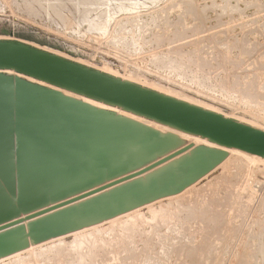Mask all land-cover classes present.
Instances as JSON below:
<instances>
[{
	"label": "rangeland",
	"instance_id": "rangeland-1",
	"mask_svg": "<svg viewBox=\"0 0 264 264\" xmlns=\"http://www.w3.org/2000/svg\"><path fill=\"white\" fill-rule=\"evenodd\" d=\"M102 23L105 32L98 29ZM2 39L29 43L264 131V0H0ZM250 155H228L209 174L169 196L173 200L148 203L154 213L146 204L148 210L143 205L97 223H103L100 227L30 244L0 258V264H264V158L255 163ZM129 175L0 227L20 222L11 228H26L108 192ZM132 219L135 224L124 223Z\"/></svg>",
	"mask_w": 264,
	"mask_h": 264
},
{
	"label": "water",
	"instance_id": "water-1",
	"mask_svg": "<svg viewBox=\"0 0 264 264\" xmlns=\"http://www.w3.org/2000/svg\"><path fill=\"white\" fill-rule=\"evenodd\" d=\"M62 91L220 148L264 158L263 130L29 43L2 39L0 225L130 175L108 192L31 221L26 228H11L20 222L0 227V258L177 195L227 158L222 149L187 146L176 134L96 108Z\"/></svg>",
	"mask_w": 264,
	"mask_h": 264
},
{
	"label": "bare ground",
	"instance_id": "bare-ground-1",
	"mask_svg": "<svg viewBox=\"0 0 264 264\" xmlns=\"http://www.w3.org/2000/svg\"><path fill=\"white\" fill-rule=\"evenodd\" d=\"M86 1V0H85ZM100 1V0H99ZM102 1V0H101ZM136 1V0H135ZM156 1V0H155ZM96 3V2H95ZM115 8V7H114ZM122 10V9H121ZM125 12V11H124ZM131 14V13H130ZM132 15V14H131ZM106 18V17H105ZM137 18V17H136ZM135 20V19H134ZM110 21V20H109ZM138 23V22H137ZM98 29L99 30H101V31H103V32H105V30H107L106 29V23H102V24H100L99 26H98ZM133 45V44H132ZM133 48V47H132ZM8 73V72H7ZM24 78V77H23ZM27 79V78H26ZM33 81V80H32ZM33 83H35V82H33ZM41 84V83H40ZM50 88H52V87H50ZM64 91H62V93H63ZM63 94H65V95H67V96H71V97H73V98H77V99H79V100H82L83 102H85V103H87V104H89V105H91V106H94V107H96V108H99V109H102V110H108L105 106H103L102 104H99V103H97V102H94V101H91V100H88V99H85V98H81V97H78V96H75V95H73V94H69V93H67V92H64ZM110 110V109H109ZM113 112H115V113H117V114H119V115H121V116H124V117H126V118H129V119H131V120H134V121H136V122H139V123H142V124H144V125H147V126H149V127H151V128H153V129H155V130H158V131H161V132H171V133H173V134H176L177 136H179V138H181L183 141L184 140H186V142L187 141H193V143H195L196 145H199V144H204V145H206V146H210V147H212V148H219V149H222V150H224L225 152H227V154L228 155H230L231 157H237V158H243L244 159V156H245V153L243 152V151H240V150H238V149H233V148H231V149H226V148H220V147H217L216 145H214V144H211V143H209V142H207V140L206 139H201L200 137H197V136H189V135H186V134H181V133H177V132H175V131H171L170 129H168L167 127H164V126H160V125H158V124H155L154 122H145V121H143V119L142 118H139V117H137V116H134V115H132V114H129V113H126V112H120V111H116L115 109H114V111ZM244 154V155H243ZM228 155H227V157H228ZM249 157H247V159H248ZM250 160H251V162H255V163H257L256 162V160L259 162V161H261L263 158H261V157H259V156H257V155H250ZM246 159V160H247ZM255 160V161H254ZM249 161V160H248ZM263 162V161H262ZM259 163H261V162H259ZM126 176V175H125ZM183 193H185V192H183ZM181 195V194H180ZM179 195V196H180ZM178 196V197H179ZM173 197V196H172ZM175 197V196H174ZM180 197H182V196H180ZM169 198V197H168ZM170 199V198H169ZM178 198L176 197V200H177ZM170 200H173V198L172 199H170ZM166 201V200H165ZM182 201V200H181ZM157 202V201H156ZM175 202V201H174ZM153 203H155V202H153ZM164 203V201H161L160 200V204H163ZM159 204V205H160ZM166 204H168V203H166ZM178 204V203H177ZM148 205V204H147ZM147 205H146V208H147ZM164 205V204H163ZM169 205V204H168ZM171 205V204H170ZM149 206V205H148ZM153 206V205H152ZM161 206V205H160ZM159 206V207H160ZM144 207V206H143ZM142 207V208H143ZM163 207V206H162ZM166 207V206H165ZM149 208H150V206H149ZM151 209V208H150ZM149 209V210H150ZM153 209V208H152ZM151 209V213L153 212V210ZM167 209V208H166ZM143 210V209H142ZM147 210H148V208H147ZM157 210H158V208H157ZM159 210H161V208L159 209ZM164 209L162 208V211H163ZM172 210V209H171ZM150 212V211H149ZM160 212V211H159ZM154 213V212H153ZM163 213V212H162ZM167 213H169V212H167ZM140 214V213H139ZM138 214V215H139ZM149 214V213H148ZM156 214H157V212H156ZM165 214H166V212H165ZM130 215H132V214H130ZM141 215V214H140ZM153 215H155V214H153ZM173 215V214H172ZM152 216V215H151ZM157 216V215H156ZM163 216V215H162ZM131 217V216H130ZM150 217V216H149ZM129 218V217H128ZM136 218V217H135ZM151 219V218H150ZM161 219V218H160ZM168 219V218H167ZM126 220V219H125ZM130 220H131V218H130ZM133 220V219H132ZM136 220H138V216H137V218H136ZM163 220V219H162ZM111 221V220H110ZM127 221V220H126ZM146 221V220H145ZM105 222V221H104ZM109 222V221H108ZM111 222H113V221H111ZM124 223H134L135 224V221L133 220V222H129V220H128V222H124ZM100 224H102L103 225V223H100ZM100 224H97L96 225V227L97 226H99ZM107 224H109V223H107ZM107 224H106V226H107ZM124 225H126V224H124ZM133 225V224H132ZM110 226V225H109ZM130 226V224L128 225V227ZM141 226V225H140ZM93 227H95V226H93ZM100 227V226H99ZM102 227V226H101ZM121 227H123V225H121ZM126 228V227H125ZM99 229V228H98ZM123 229H124V227H123ZM138 229V228H137ZM96 230V229H95ZM126 230V229H125ZM127 230H128V228H127ZM100 231V230H99ZM99 231H97V232H99ZM105 233V232H104ZM139 233V232H138ZM98 235H99V233H97ZM107 234V232L104 234V235H106ZM128 234V233H127ZM74 235V234H73ZM86 235V234H85ZM94 235V234H93ZM97 235V236H98ZM103 235V236H104ZM81 236H83V235H81ZM100 236V235H99ZM84 237V239H85V237H87V236H83ZM75 238V237H74ZM74 238H70L71 239V241L72 240H74ZM98 238V237H97ZM89 239H91L90 237H89ZM56 240V239H55ZM62 240V239H61ZM96 240V239H95ZM99 240H101V239H99ZM75 242H77L78 244H79V242H78V240L76 241V240H74ZM74 241H72V242H70V243H73L74 244ZM93 241V240H92ZM91 240H89L88 242H89V244H91L90 242H92ZM104 241V240H103ZM83 242V244L82 243H80L81 244V246L82 245H84V242L85 241H82ZM55 243V242H54ZM99 243V242H98ZM52 244V243H51ZM62 244H64V243H62ZM60 247H61V245H60V242H59V244H58ZM53 246V245H52ZM52 246H49V247H51V248H53L54 246H57V244L56 245H54L53 247ZM69 246V245H68ZM70 246H72V244L70 245ZM80 246V245H79ZM87 245L85 244V247H86ZM94 246V244L93 245H91V247H93ZM43 247V246H42ZM41 247V248H42ZM46 247H48V246H46ZM48 247V248H49ZM82 247H84V246H82ZM82 247H81V249H82ZM89 247H90V245H89ZM88 247V248H89ZM57 248H59V247H57ZM57 248H54L53 250H57ZM62 248V247H61ZM69 248V247H68ZM71 249H72V247H70ZM40 249V248H39ZM89 249H91V248H89ZM51 250V249H50ZM52 250V251H53ZM67 250V249H66ZM70 250V249H69ZM69 250H68V252H69ZM76 251V249H75V247H73V251ZM39 251H41V250H39ZM43 251V250H42ZM46 251V250H45ZM45 251H43V252H45ZM73 251L71 250V252L73 253ZM77 251H78V249H77ZM76 251V252H77ZM82 251V250H81ZM49 252V251H48ZM47 252V253H48ZM60 251H58V254H59V256L61 255V254H64V252L63 253H59ZM67 251H65V253H66ZM39 252H37V254H38ZM47 253H45V255L47 254ZM55 253H57V252H55ZM70 253V252H69ZM75 253V252H74ZM90 253V252H89ZM37 254H36V256H37ZM40 254V253H39ZM58 254H56V255H58ZM80 254H81V252H80ZM86 254V253H85ZM55 255V257H57ZM75 255V254H74ZM77 255V254H76ZM91 255V254H90ZM93 255V254H92ZM42 256V255H41ZM83 256L85 257V255H82V258H83ZM16 257V256H15ZM51 257H52V255H51ZM53 257H54V254H53ZM74 257V256H73ZM77 257H78V255H77ZM88 257H89V255H88ZM91 257V256H90ZM89 257V258H90ZM39 258L41 259V257L39 256ZM39 258H37V259H39ZM48 258V257H47ZM84 259V258H83ZM89 260V259H88ZM91 260V259H90ZM78 261V260H77ZM84 261V260H83ZM83 261H81V263L83 262ZM11 263H12V261H10ZM147 262V261H146ZM13 263H15V261H13ZM17 263H19V262H17ZM20 263H22L21 261H20ZM78 263H79V261H78ZM84 263V262H83ZM85 264H87V263H85Z\"/></svg>",
	"mask_w": 264,
	"mask_h": 264
}]
</instances>
